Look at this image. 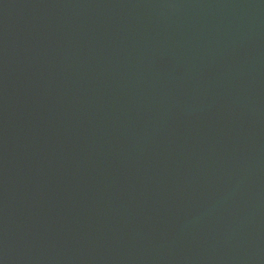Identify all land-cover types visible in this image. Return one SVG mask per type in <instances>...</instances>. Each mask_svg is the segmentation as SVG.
Segmentation results:
<instances>
[{"label": "water", "instance_id": "95a60500", "mask_svg": "<svg viewBox=\"0 0 264 264\" xmlns=\"http://www.w3.org/2000/svg\"><path fill=\"white\" fill-rule=\"evenodd\" d=\"M0 264H264V0H0Z\"/></svg>", "mask_w": 264, "mask_h": 264}]
</instances>
